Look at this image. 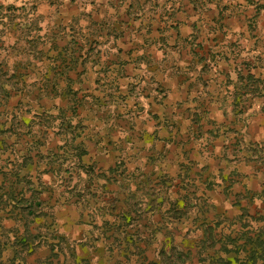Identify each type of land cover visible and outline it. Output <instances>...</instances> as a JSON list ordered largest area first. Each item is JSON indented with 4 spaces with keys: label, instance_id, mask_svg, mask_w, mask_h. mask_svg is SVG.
<instances>
[{
    "label": "rangeland",
    "instance_id": "1",
    "mask_svg": "<svg viewBox=\"0 0 264 264\" xmlns=\"http://www.w3.org/2000/svg\"><path fill=\"white\" fill-rule=\"evenodd\" d=\"M4 33L6 43L1 42ZM12 33L0 28V59L6 60L7 75L15 76L10 90L0 89L2 264L11 259L26 264L264 263V103L260 120L252 109L240 108L248 122L238 135H226L218 162L210 167L212 178L182 157L177 191L169 186L175 172L164 177L150 169L130 170L163 164L166 155L158 141L142 145L140 139H127L132 133L139 137L141 129L131 124L125 108L99 107L101 122L85 127L83 119L92 117L87 93L54 91L56 77L34 76L27 33L16 44ZM255 65L264 61L246 63ZM245 81L249 96L264 89V82L246 76ZM45 101L55 103L54 124L32 119ZM76 104L84 105L78 110L82 116L74 114ZM20 114L28 118L21 121ZM113 129L118 134L112 139ZM141 179L148 185L131 189L126 184ZM142 192L149 205L141 204ZM15 235L22 237L20 245ZM8 241L15 245L4 247Z\"/></svg>",
    "mask_w": 264,
    "mask_h": 264
},
{
    "label": "crops",
    "instance_id": "2",
    "mask_svg": "<svg viewBox=\"0 0 264 264\" xmlns=\"http://www.w3.org/2000/svg\"><path fill=\"white\" fill-rule=\"evenodd\" d=\"M263 13L264 0H0V28L13 31L14 44L27 33L32 74L56 77L54 91L87 93L92 117L84 126L101 122L99 107L125 108L141 129L127 139L158 141L166 155L163 164L127 169L164 177L175 172L169 186L179 191L183 156L212 178L226 135H238L248 122L240 108L261 119L263 96L248 95L245 76L264 75V65L246 67L264 61ZM5 61L0 71L10 76ZM48 102L40 103L42 117H34L41 124L43 117L58 119ZM81 106L72 105L78 116ZM117 134L113 129L111 138ZM139 196L149 205L148 194Z\"/></svg>",
    "mask_w": 264,
    "mask_h": 264
},
{
    "label": "trees",
    "instance_id": "3",
    "mask_svg": "<svg viewBox=\"0 0 264 264\" xmlns=\"http://www.w3.org/2000/svg\"><path fill=\"white\" fill-rule=\"evenodd\" d=\"M246 77H252L254 80H256V81H258V82H260V83H263L264 82V75H258V76H255L253 73H250V72H248L247 73V75H246ZM14 80H15V76H13V77H10V76H7L6 77V79L4 80V81H1L0 80V89H1V87H2V89L5 91V92H7V90H8V88H9V90L13 87V85H14ZM256 87H257V85H256ZM261 90V91H260ZM260 90H258V89H253L251 92L254 94V95H259V96H264L263 95V93H262V91H264V89H260ZM58 110H63V111H68V110H66L65 108H63V107H59V109ZM73 111H74V114H76L75 113V109H73ZM26 115V114H25ZM25 115H23V114H20L19 115V118H20V120L21 121H23L22 119H21V117H24ZM56 115H58V113L56 114ZM49 116H52L51 114H49ZM34 117H38V118H40V117H42L41 116V114H38V113H36V112H34V114L32 115V119L34 118ZM42 120H43V118H42ZM14 238H16V240L17 241H15V242H20V243H22V237H18V235H15V237ZM13 242H14V240H13ZM13 244L14 243H10L9 241L6 243H4V247H7V246H10V247H13ZM19 244V243H18ZM15 245V244H14ZM20 245V244H19ZM17 259H11V260H9V262H7L8 264H26L25 262H24V259H22V262H18V261H16ZM0 264H2V261H0ZM3 264H6V262L5 263H3ZM29 264V263H28ZM256 264V263H255ZM262 264H264V263H262Z\"/></svg>",
    "mask_w": 264,
    "mask_h": 264
}]
</instances>
